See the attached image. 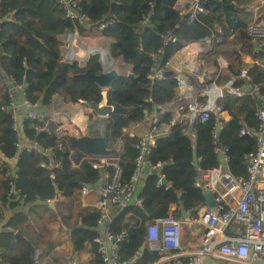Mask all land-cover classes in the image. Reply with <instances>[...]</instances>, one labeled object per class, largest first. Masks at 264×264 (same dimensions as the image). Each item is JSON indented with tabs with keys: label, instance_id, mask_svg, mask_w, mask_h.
Masks as SVG:
<instances>
[{
	"label": "trees",
	"instance_id": "1",
	"mask_svg": "<svg viewBox=\"0 0 264 264\" xmlns=\"http://www.w3.org/2000/svg\"><path fill=\"white\" fill-rule=\"evenodd\" d=\"M68 1L88 17L87 32L102 22H110L102 31L93 30L108 42L110 59H120L128 65L132 78L119 74L104 89L79 77L86 70L94 75L102 72L100 54L91 53L83 61L65 58L62 47L74 23L66 17L65 8L57 0H0V17L5 18L0 22V159L13 160L16 165L12 175L10 166L0 164V230L18 231L20 237L16 241L24 242L23 250L15 247L1 250L0 264H31L36 249L40 250L45 264H61L53 238L55 224L56 235L64 232L85 237L73 246L74 252L85 249L89 252L88 260L81 264H104L102 254L93 243L101 234L96 226L98 211L83 201L79 191L80 183L94 185L100 181L101 172L92 167L98 161L86 160L83 155L77 157L73 148L69 156L67 142L60 140L52 122L24 118L17 134L11 128L10 113L2 109L8 103L4 84L7 76L21 83L25 98L42 110L51 108L55 99L63 104L99 102L105 90L107 104L121 109L107 118L103 135L107 148L115 151L111 159L117 163L122 183L129 181L140 154L138 137L129 136L126 131L135 127L145 114H151L155 106L165 108L155 124L158 135L154 145L144 154L145 160L162 166L147 171L137 195L140 202L121 208L108 225L113 236L121 235L116 251L119 264H153L159 255L147 248L148 223L166 217L182 218V211L188 213L187 219H195L196 209L204 198L194 188L195 170L191 156L185 153L191 146L189 132L172 120V110L177 105L175 81L171 75L154 82L147 79L150 55L162 47L160 61L169 62L188 43L211 38L209 60L215 62L219 58L226 63L227 73L223 71L218 82L223 84L245 70L249 84L258 85L259 94L264 95V66L259 63L263 55L252 53L255 39L247 33L250 15L235 7L240 0H222L234 5L226 21L214 0H203L205 8L216 18V25L211 29L182 21L176 0ZM143 18L147 22L141 24ZM173 24L178 27L173 29ZM80 30L85 31L82 27ZM220 30L223 35L217 39ZM167 33L175 41L162 46ZM236 49L250 54L249 66H244ZM240 83L236 80L234 84ZM192 85L197 91L203 88L198 83ZM218 104L228 117L222 121L216 139L228 149L230 170L245 176V155L255 151L254 132L259 121L246 96L226 95ZM216 127L217 120L211 115L192 128L197 141L191 149L202 167L217 163L213 138ZM241 128L249 130L251 135L239 136ZM21 141L25 144L23 149H19ZM104 168L112 171L111 166L104 165ZM53 199L52 209L48 203ZM188 238L185 226L182 248L186 247ZM142 245L145 247L139 251Z\"/></svg>",
	"mask_w": 264,
	"mask_h": 264
},
{
	"label": "built area",
	"instance_id": "2",
	"mask_svg": "<svg viewBox=\"0 0 264 264\" xmlns=\"http://www.w3.org/2000/svg\"><path fill=\"white\" fill-rule=\"evenodd\" d=\"M65 8V15L74 26L68 37L65 38V44L62 52L69 59L76 58L86 59L90 53H99L98 48L88 49L79 45L80 27L88 31L90 21L88 17L80 14L74 7L75 5L68 0H57ZM222 2V0H215ZM243 0H241L242 3ZM247 5L243 9L250 15V22L247 27V33L255 39L253 47L254 55H263L259 61L264 66V0H246ZM179 18L186 23H198L207 29L216 25V18L205 8L203 0H176ZM249 5V6H248ZM5 18L0 17V22ZM147 22L143 18L141 24ZM110 22H102L94 26L98 31L104 30ZM178 25L173 24L172 28L176 29ZM92 28V30L94 29ZM223 32L219 31V39ZM175 41L171 33L163 37V45ZM186 49L189 59L192 61V70L184 73L182 70L170 71V61L161 62L162 47L157 52L152 53L149 59V74L147 79L150 81L163 80L167 75H171L175 83L173 91L177 97L176 106L172 110V120L184 125L190 135L191 147L196 144L197 135L192 128L207 121L211 115L217 120V127L222 128V121L228 117L227 112L221 109L218 101L224 96L230 95L235 98L246 96L249 100L250 107L259 121L258 129L254 132L256 136V148L252 153L245 155V176L233 173L229 168V153L226 147L221 146L217 141L216 129L213 133L215 139L214 154L217 163L212 167H198L194 169V188L203 198V193L208 191L215 201L212 207L205 205L204 199L201 205L196 209V218L189 220L178 217H166L150 221L146 227V244L147 248L159 255L157 261L153 264H211L217 261L222 264H264V95L259 94L258 85L249 84L245 70H242L237 77H231L220 87L218 83L220 74L226 70V63L221 59L211 62L208 54L212 50L211 38H205L201 41L190 42L181 50ZM104 56L107 54L104 52ZM83 61V60H80ZM236 80L241 81L235 85ZM193 83L202 85V89L197 91ZM6 95L8 103L2 109L10 113L12 123L11 128L19 134V118L35 119L52 122L56 125V134L61 141L67 142L70 135L78 136L79 131L75 128L67 115H57L49 113L48 110L39 109L36 104L30 103L25 98L24 86L18 83L13 77L4 78ZM186 88L194 89L195 95H189L185 92ZM214 92L216 100L209 106L206 102L209 99V91ZM21 110V112H19ZM165 108L155 106L151 114H145L143 119L136 125L142 124L141 133H130L129 136L138 137L137 147L140 154L136 161L135 171L126 183H122L120 172L116 161L111 157L104 160H95L88 155H84L86 160L98 161L93 162L92 167L97 169L105 179L104 185L98 188L86 183L79 184L80 196L84 200L96 192V197L88 205L98 211L96 222L99 228L103 221H106L104 231L93 239L97 245L98 251L102 254L104 264H119L117 262V243L119 237L113 236L108 231V225L113 216L109 215L108 205L121 204V208L130 204H138L140 201L137 197L140 186L145 180L147 171L159 169L162 165L157 162L152 164L144 159V154L149 147L154 145L155 136L158 130L155 124ZM58 118L55 120L54 116ZM46 129V128H43ZM239 136L251 135L250 131L241 128ZM62 142L58 143L61 147ZM69 148V156L73 154V149L66 143ZM7 162V163H6ZM0 164H6L12 169L14 175L16 165L9 160L0 159ZM104 165L111 166L112 171L108 172ZM77 167L78 164H73ZM14 193H19L14 191ZM62 199V196H58ZM195 224L201 227L202 233L196 245L189 249L182 250L183 228L186 226L189 230ZM15 231L0 230V251L14 247L16 238ZM76 243L81 239L74 238ZM40 250L34 251L31 264H45L40 257ZM162 258L165 260L162 262Z\"/></svg>",
	"mask_w": 264,
	"mask_h": 264
},
{
	"label": "crops",
	"instance_id": "3",
	"mask_svg": "<svg viewBox=\"0 0 264 264\" xmlns=\"http://www.w3.org/2000/svg\"><path fill=\"white\" fill-rule=\"evenodd\" d=\"M240 3V2H239ZM242 4V3H241ZM238 5V4H237ZM235 6L236 8L240 9V10H244L243 7L240 6ZM106 46H108V42L106 41ZM82 47V45H81ZM238 51L240 58L244 64V66H249L252 63V59L250 57V54L246 53L244 50H236ZM106 53L108 55L106 59H109V64L111 63L114 67L115 70L117 71V73L119 74H128L129 72V67L128 65H126L122 60L117 61V64L114 65V61L110 59L109 57V52L108 51H101L100 54V58L104 57L103 53ZM64 55V54H63ZM106 55V56H107ZM248 57V61H246V56ZM66 59H69L67 55H64ZM245 59V61H244ZM170 71L173 72L174 68L176 70H182L184 71V73H189L190 70H192V61L189 59L188 54H187V50L183 49L180 50L179 52H177L170 60ZM126 69L127 72L126 73H121V70ZM185 92L189 95H195L196 92L194 91V89L191 88H186ZM102 93L105 95L107 94L105 90L102 91ZM105 99H106V95H105ZM49 113L54 114L55 112L57 113V115H67L68 119L71 121L72 125L78 129L79 134H87V135H91V136H95V135H103V131L105 128V125L108 121L107 117H100L98 115H96L95 113L91 112L89 110L88 107H86L85 105H83L82 103H70V104H63L59 99H55L53 102V105L51 108L48 109ZM19 112H21V110H19ZM57 115H53L55 120L58 118ZM23 119L19 118L18 119V124L20 125L21 121ZM144 128H142V124H139L138 126H135L133 128L129 129L130 133H141L142 130ZM25 144L23 141H21L19 143V149H23ZM191 148H188L185 150V153L188 155H191ZM199 167L201 166V160L197 158ZM15 161H11V163L14 164ZM102 162V161H101ZM102 163H107V161H104ZM105 179L103 178V175L101 174V178L100 181H98L97 184L92 185L95 188L101 187L100 186V182H104ZM96 197V192L93 193V195L91 197H89L87 200L93 199ZM87 200H84V202H86ZM8 215V213L6 214V216ZM2 225V223H0V226ZM57 226V224H55L52 229H53V238H55V249L58 251V254L60 255V262L61 264H67L70 259H72L73 257L78 258L76 260L75 264H81L84 261L88 260L89 258V252L85 250L81 251V252H74L73 250V246H75V242L73 241L74 238H78L79 240H85V237L81 234H73V233H64V232H60L57 235L55 234V227ZM187 228V227H186ZM196 231L198 232L200 230V228L195 226ZM188 230V229H187ZM70 232V231H69ZM189 232V238L188 241L186 243V247H183V251L186 249H189L191 246L196 245L198 243V240L200 238V235L202 233L198 232L195 233L194 232V228L193 226L190 227V229L188 230ZM183 239V238H182ZM63 244H65V247L68 249V252L66 255H61L60 251H59V247ZM15 248L19 249V250H23L24 249V242L21 240H18L15 242L14 245ZM88 249V248H87ZM165 260L162 258V262H164Z\"/></svg>",
	"mask_w": 264,
	"mask_h": 264
},
{
	"label": "water",
	"instance_id": "4",
	"mask_svg": "<svg viewBox=\"0 0 264 264\" xmlns=\"http://www.w3.org/2000/svg\"><path fill=\"white\" fill-rule=\"evenodd\" d=\"M215 5L220 7L222 9L223 15H224V20L226 21L228 19V12L230 9L234 8L233 4H225L222 2L215 1ZM101 50V49H100ZM237 50V49H236ZM107 56H104L100 58L101 64H102V72L94 75L91 74L90 71L86 70L83 74L79 75L81 79H85L89 82H94L97 83L101 88L106 89L110 81L117 77L119 74L117 73L116 70L114 69H109L108 66L109 64L107 63L106 59ZM84 60V59H80ZM129 78H132L131 74H128ZM106 95V94H105ZM105 95L101 92V100L99 102H93V101H87L84 102L85 106L89 108V110L96 115L100 117H109L113 113H118L121 111L118 107H113L110 104H107V101L105 99ZM216 100L214 92L212 90L209 91V99L206 102V106H209L211 103H213ZM219 129L216 128V132H218ZM67 142L69 145L75 150L76 156L80 155H88L92 159L95 160H105L109 159L111 155L115 153L114 150L108 149L107 148V143H106V137L104 135H87V134H80L78 136L70 135L67 137ZM191 160H192V165L194 169H197L199 167L197 157L195 155V151H191ZM246 164V162H244ZM164 183V180H162ZM88 187L89 185L86 184ZM203 198L205 205L207 207H212L215 204L214 199L212 198L211 194L208 191H205L203 193ZM55 199L50 201L48 203V206L53 209ZM182 218L187 219L188 218V213H185L184 211L181 212ZM20 237V233L18 231L15 232L14 237ZM144 245H142L139 248V251H142L144 249Z\"/></svg>",
	"mask_w": 264,
	"mask_h": 264
},
{
	"label": "rangeland",
	"instance_id": "5",
	"mask_svg": "<svg viewBox=\"0 0 264 264\" xmlns=\"http://www.w3.org/2000/svg\"><path fill=\"white\" fill-rule=\"evenodd\" d=\"M239 2L236 3V5L238 4L237 6L245 7V6L241 5V0ZM242 2H247V1L243 0ZM246 5H247V3H246ZM245 9L248 10V8H245ZM78 43H79V45H82L83 48H88V49L98 48V49H102V50L108 51V48L106 46L105 37L103 35H101L100 33L96 32L95 30H92L91 32L80 31ZM64 44H65V42H64ZM108 61H109V59H107V63L109 64ZM113 61H114L113 64L116 65L117 61H120V59H113ZM244 61H245V59H244ZM108 68L115 70V67L111 63L109 64ZM120 72L121 73H126L127 70L124 69V70H121ZM216 85L220 87L222 84L220 82H218ZM106 160L107 159H105L104 161H106ZM99 184H100V186H103L104 182H100ZM91 202H92V200H87L86 201V203H91ZM120 209H121V204H119V203H117V204L109 203V205H108L109 215H111V216H114L116 214V212H118ZM105 225H106V221L104 220L103 224L98 228L100 233H102L104 231ZM192 226L194 228V232L195 233L201 232V230H202L201 227H198V228H200V230L197 232L196 229H195V224H193ZM182 238H183V236H182ZM59 251H60L61 255H66L67 253H69L68 249L65 247V244H63V246L61 245L59 247ZM77 259L78 258L73 257L72 259H70V261L67 264H75ZM211 264H219V263L217 261H213Z\"/></svg>",
	"mask_w": 264,
	"mask_h": 264
},
{
	"label": "bare ground",
	"instance_id": "6",
	"mask_svg": "<svg viewBox=\"0 0 264 264\" xmlns=\"http://www.w3.org/2000/svg\"><path fill=\"white\" fill-rule=\"evenodd\" d=\"M246 3H247V2H242V4H241V5H243V6H246ZM241 7H242V6H241ZM245 56H246V58H245V59L248 61V57H247V55H245Z\"/></svg>",
	"mask_w": 264,
	"mask_h": 264
}]
</instances>
